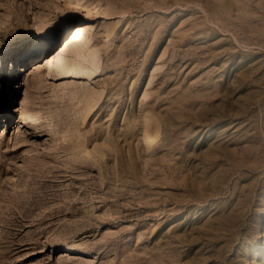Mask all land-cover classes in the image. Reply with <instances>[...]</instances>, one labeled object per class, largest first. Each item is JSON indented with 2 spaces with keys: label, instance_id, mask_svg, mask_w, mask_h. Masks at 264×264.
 <instances>
[{
  "label": "rangeland",
  "instance_id": "374dc122",
  "mask_svg": "<svg viewBox=\"0 0 264 264\" xmlns=\"http://www.w3.org/2000/svg\"><path fill=\"white\" fill-rule=\"evenodd\" d=\"M0 264H264V0H0Z\"/></svg>",
  "mask_w": 264,
  "mask_h": 264
},
{
  "label": "bare ground",
  "instance_id": "6f19581e",
  "mask_svg": "<svg viewBox=\"0 0 264 264\" xmlns=\"http://www.w3.org/2000/svg\"><path fill=\"white\" fill-rule=\"evenodd\" d=\"M87 27L85 24H77L72 30H70L66 36V42L63 45L62 50H68L71 46H74L79 40L81 41L83 38H85V34L87 31ZM34 42L30 47V52L28 54V58L32 55L36 54L39 49L40 42L37 40V38L33 39ZM32 40V41H33ZM73 70H70L67 66L60 68V73L64 74H70V77H77L81 73V65H73ZM81 70V71H80ZM80 72V73H79ZM143 127L146 129H149V126L146 122L143 123ZM150 132V131H148ZM149 134V133H148Z\"/></svg>",
  "mask_w": 264,
  "mask_h": 264
}]
</instances>
